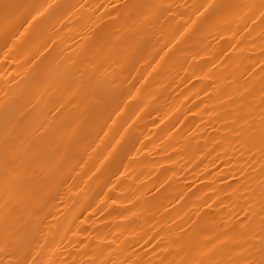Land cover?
I'll list each match as a JSON object with an SVG mask.
<instances>
[{"label":"bare ground","instance_id":"1","mask_svg":"<svg viewBox=\"0 0 264 264\" xmlns=\"http://www.w3.org/2000/svg\"><path fill=\"white\" fill-rule=\"evenodd\" d=\"M0 264H264V0H0Z\"/></svg>","mask_w":264,"mask_h":264}]
</instances>
